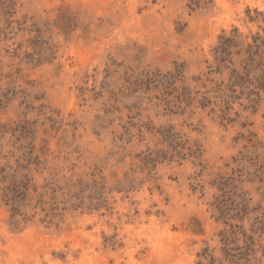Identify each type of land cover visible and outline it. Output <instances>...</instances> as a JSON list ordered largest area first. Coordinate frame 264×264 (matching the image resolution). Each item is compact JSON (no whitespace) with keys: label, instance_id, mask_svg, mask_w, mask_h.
<instances>
[{"label":"rangeland","instance_id":"1","mask_svg":"<svg viewBox=\"0 0 264 264\" xmlns=\"http://www.w3.org/2000/svg\"><path fill=\"white\" fill-rule=\"evenodd\" d=\"M0 264H264V0H0Z\"/></svg>","mask_w":264,"mask_h":264}]
</instances>
